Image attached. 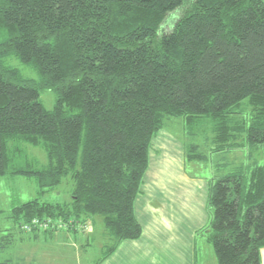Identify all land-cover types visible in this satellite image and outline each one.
<instances>
[{"label": "trees", "instance_id": "obj_1", "mask_svg": "<svg viewBox=\"0 0 264 264\" xmlns=\"http://www.w3.org/2000/svg\"><path fill=\"white\" fill-rule=\"evenodd\" d=\"M45 90L55 93L52 110L39 100ZM243 101L253 109L248 122ZM171 118L188 139L210 121V153L242 148L241 133L246 146L264 143V0H0V177L31 178L40 196L73 182L67 203L14 206L15 228L50 218L75 233L100 216L111 242L95 264L138 239L134 203L150 143ZM22 144L41 148L46 164ZM184 147L185 163L206 161L193 142ZM207 210L201 233L217 264H260L264 165L246 184L239 173L210 179Z\"/></svg>", "mask_w": 264, "mask_h": 264}, {"label": "rangeland", "instance_id": "obj_2", "mask_svg": "<svg viewBox=\"0 0 264 264\" xmlns=\"http://www.w3.org/2000/svg\"><path fill=\"white\" fill-rule=\"evenodd\" d=\"M181 14L182 10L170 13L162 25V32H168ZM7 63L17 69L25 78H37L36 71L21 63L17 57H8ZM55 98L54 91L45 90L40 92L39 100L46 110L53 109ZM240 109L242 113L239 118L248 122L253 109L246 101L241 103ZM211 126L210 121L203 122L202 126L198 128V133L195 131L197 136L188 139L182 120L171 118L164 121V127L160 132L164 130L165 133L171 134L174 137L173 139L183 143V147L193 142L199 147L198 153L205 156L206 161L204 162L192 161L185 163L184 174L188 178L198 177L197 181L210 182V179L217 180L229 173H239L244 177L246 184L253 168L264 165V143L246 146L244 144V133H241L236 141L241 144L242 148L221 153H210V148L215 144V133L212 131ZM160 132H158V135ZM173 139L172 141L176 143ZM21 146L29 158L37 160L40 165L46 164L47 159L41 148L28 144H22ZM182 179L186 183L187 178L184 176ZM72 186V180L66 177L59 186L40 196L36 184L31 178L10 175L0 177V261L8 260L16 263L19 259H23V261L32 262L33 257L37 258L40 255L39 264H95L102 258L106 247L110 245L111 241L106 235L100 216L93 217V226L90 224L91 231L89 233L78 231L74 233L78 235H74L73 232H60L58 241L48 248L41 244L32 245L31 242L22 240L20 238L22 236L19 235L22 232L19 231L18 226L15 228L11 216V209L14 206L35 198L48 203H67L70 200ZM74 236L77 237L74 238ZM200 243L203 244L202 241ZM207 246L213 251L210 244H207ZM43 248L47 249L45 253L40 251ZM40 253L44 254L42 260Z\"/></svg>", "mask_w": 264, "mask_h": 264}, {"label": "crops", "instance_id": "obj_3", "mask_svg": "<svg viewBox=\"0 0 264 264\" xmlns=\"http://www.w3.org/2000/svg\"><path fill=\"white\" fill-rule=\"evenodd\" d=\"M158 132L151 140L148 169L134 203L141 235L136 240L121 242L100 264H217L214 252L207 246L206 233H201L209 218V181L188 178L184 174L183 143L164 130L159 135ZM184 176L186 183L182 179ZM88 224L93 226V223ZM59 233L19 235L32 245L41 244L48 248L58 241ZM201 241L203 244H199ZM46 248L41 249V253H45ZM39 256L33 257L32 262L19 259L15 264H39ZM43 257L41 254V260ZM260 262L264 264V247L260 249Z\"/></svg>", "mask_w": 264, "mask_h": 264}, {"label": "built area", "instance_id": "obj_4", "mask_svg": "<svg viewBox=\"0 0 264 264\" xmlns=\"http://www.w3.org/2000/svg\"><path fill=\"white\" fill-rule=\"evenodd\" d=\"M89 223V222H88ZM88 223L75 224L74 228L82 233H89L91 226ZM67 223L58 219L46 218L44 220L33 219L30 222H23L18 225V229L22 233H32L34 230L39 232H64L67 231Z\"/></svg>", "mask_w": 264, "mask_h": 264}]
</instances>
